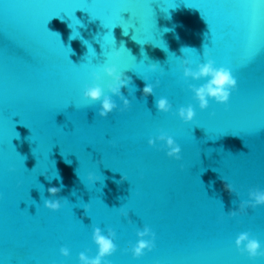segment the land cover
<instances>
[{
	"label": "water",
	"instance_id": "obj_1",
	"mask_svg": "<svg viewBox=\"0 0 264 264\" xmlns=\"http://www.w3.org/2000/svg\"><path fill=\"white\" fill-rule=\"evenodd\" d=\"M203 48L237 87L227 105L201 110L188 85L205 81L185 79L178 57L195 69ZM106 63L131 77L130 106L113 96L117 109L100 117L82 90ZM143 79L160 81L153 95ZM161 96L167 113L155 108ZM189 104L186 123L175 112ZM161 131L180 160L148 145ZM250 188L264 189V0H0V264H79L80 252L96 254L93 227L116 233L110 264H264L234 244L247 231L264 250V205L226 215ZM60 197L58 210L43 207ZM145 225L155 246L133 258L122 249Z\"/></svg>",
	"mask_w": 264,
	"mask_h": 264
},
{
	"label": "clouds",
	"instance_id": "obj_2",
	"mask_svg": "<svg viewBox=\"0 0 264 264\" xmlns=\"http://www.w3.org/2000/svg\"><path fill=\"white\" fill-rule=\"evenodd\" d=\"M124 35L127 34L124 33ZM113 41L116 45L114 36ZM121 45H123V42H121ZM119 48L115 47L113 49V55L118 56L120 54ZM187 48L188 47H184L181 51L183 52V50ZM203 55L206 57L205 62L196 64L195 69L188 66L191 63L189 59L184 56L178 57L179 68L182 70V75L185 79L190 77L193 80L203 79L205 81L199 86L191 84L188 85L189 89L193 93V99L197 101L198 107L201 110L208 107L209 99H212L217 103L227 105L231 91L235 90L237 87V80L228 67L215 66L213 59L209 56L207 48H203ZM157 64L158 62L150 63L148 65L149 70L154 71ZM101 72L110 78L104 88H102L100 83H98V81H101L102 79ZM90 77L92 79V83L90 85L85 84L82 90V97L86 101L90 102L99 101V107L97 109L98 116L106 117L114 109H117V104L112 99L113 96L118 97L121 101L122 107L119 109L120 111H124L129 108L130 100L121 91L123 88H127L131 83V77L125 74V70L118 69L115 64L106 63L100 66L99 71H91ZM144 81L145 84L142 88L143 95L145 97L153 95L154 86H159L160 81L156 80L154 84L147 82V80ZM105 88L107 89V93H110L111 95L105 93ZM171 107L172 105L166 97L161 96L159 98H155V108L158 112L167 113L170 111ZM175 115L178 116L181 121L187 123L193 120L195 112L192 105L189 104L186 107L181 106L177 108ZM210 115H213V113H210ZM157 141L163 142L161 147L166 149V155L168 157L175 160L181 159V148L171 135L161 131L154 138L149 137L147 143L149 146H153ZM181 168H183V165H181ZM14 170V168H9L10 172ZM55 177L58 178V173ZM125 178L126 177L122 176V179ZM85 179L89 183H96L99 181V178L94 176L91 172L87 174ZM221 179L224 180L223 177H221ZM224 187L228 192L236 194L235 188L231 183L226 182ZM62 188V184L60 187L51 186L47 188V192L50 196L55 197L56 194L62 190ZM247 196L248 199L240 200L237 208L228 211L226 215L228 217H234L239 214L246 213V210L249 208L254 209L259 205H264V189L250 188ZM61 200L67 199L63 197L56 199L44 198L43 207L54 211L58 210L61 207ZM118 209L121 210V215L126 218L128 217V213L124 212L122 207ZM84 210L87 212L86 204ZM115 236L116 233L111 227L107 228L106 234L102 233L100 227H93L91 239L96 245V254L94 257L90 258L85 254V252H80L78 254L79 264H110V262L105 258L112 255L117 250V245L114 243ZM136 237L137 240L134 244L130 247L122 249L123 252H130L133 258L141 257L145 254L146 250L151 251L155 246V233L147 225L143 226L142 229H137ZM145 237H147V239ZM234 244L236 250L241 254H247V257L250 260L257 257H264V250L261 249L260 242L255 238H251L249 232L247 231L238 233L235 237ZM59 253L61 256L67 257L69 255V249L66 246H61L59 248Z\"/></svg>",
	"mask_w": 264,
	"mask_h": 264
},
{
	"label": "snow or ice",
	"instance_id": "obj_3",
	"mask_svg": "<svg viewBox=\"0 0 264 264\" xmlns=\"http://www.w3.org/2000/svg\"><path fill=\"white\" fill-rule=\"evenodd\" d=\"M117 26V25H116ZM115 26V27H116ZM121 26V25H120ZM122 27V26H121ZM122 29H123V27H122ZM123 32L125 33V31H124V29H123ZM125 34H128V32L127 33H125ZM139 43V42H138ZM144 45V44H143ZM143 45H141V46H143ZM156 46H158V45H156ZM130 53V52H129ZM134 57V56H133ZM135 58V57H134Z\"/></svg>",
	"mask_w": 264,
	"mask_h": 264
}]
</instances>
